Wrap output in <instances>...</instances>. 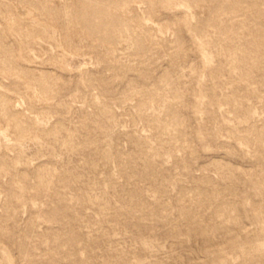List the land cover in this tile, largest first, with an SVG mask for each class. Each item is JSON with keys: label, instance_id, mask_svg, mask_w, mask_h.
Instances as JSON below:
<instances>
[{"label": "rangeland", "instance_id": "1", "mask_svg": "<svg viewBox=\"0 0 264 264\" xmlns=\"http://www.w3.org/2000/svg\"><path fill=\"white\" fill-rule=\"evenodd\" d=\"M0 264H264V0H0Z\"/></svg>", "mask_w": 264, "mask_h": 264}, {"label": "bare ground", "instance_id": "2", "mask_svg": "<svg viewBox=\"0 0 264 264\" xmlns=\"http://www.w3.org/2000/svg\"><path fill=\"white\" fill-rule=\"evenodd\" d=\"M107 112V111H106ZM21 191V190H20Z\"/></svg>", "mask_w": 264, "mask_h": 264}]
</instances>
